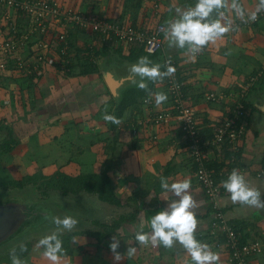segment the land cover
<instances>
[{
	"label": "crops",
	"instance_id": "obj_1",
	"mask_svg": "<svg viewBox=\"0 0 264 264\" xmlns=\"http://www.w3.org/2000/svg\"><path fill=\"white\" fill-rule=\"evenodd\" d=\"M59 1L67 8L104 15L110 20L132 19L133 2L139 1L137 24L152 29L164 20L167 29L157 59L130 62L122 58L128 54L127 48L115 47L99 37L100 42H81L79 35L73 34L76 37L71 36V41L78 46H99L98 50L104 45L111 47L105 51L106 56L93 59L100 67L99 73L68 77L57 68H50L33 84L27 77L5 74L6 79L0 82V120L15 118L24 136L28 124L15 117L17 112H26L39 98L49 96L55 113L47 119L41 117L40 104L34 106L41 119L39 128L49 127V131L37 128L31 137L42 135L47 138L45 142H52L49 153L40 155V159L50 155L57 163L71 158L75 152L72 146L77 145V161L58 162L56 173L79 175L108 169L124 206L101 202L114 213L102 212L105 221L100 222L129 218L116 236L102 243L88 236L76 237L79 248L73 256L50 246L35 250L26 258L14 257L9 264H44V260H49L45 264H231L223 236L212 232V207L196 180L179 121L174 119L162 126L144 124L156 112L172 106L162 78L149 95L152 105L139 102L112 128L114 96L102 70L108 64L130 66L131 72L122 71L123 76L138 83L161 72L164 55L171 57L178 64L187 104L196 110L204 132L214 135L232 105L210 102V92L239 88L251 73L259 71L264 76V19L258 25L249 24L264 9V0H196L194 4L191 0ZM11 13L15 18L16 12ZM209 17L214 19L211 27L207 24ZM258 93L250 97V103L264 96V87ZM90 135L92 140L84 144ZM220 155L212 152L211 160ZM238 158L247 171L243 179L222 181L219 205L231 225L241 226V238L249 243L264 238V179L256 176L264 165V112L255 106L248 113ZM252 264H264V254L255 257Z\"/></svg>",
	"mask_w": 264,
	"mask_h": 264
},
{
	"label": "built area",
	"instance_id": "obj_2",
	"mask_svg": "<svg viewBox=\"0 0 264 264\" xmlns=\"http://www.w3.org/2000/svg\"><path fill=\"white\" fill-rule=\"evenodd\" d=\"M0 12L3 17L0 24V81L5 74H20L38 82L56 65H62L63 70L64 65L69 63L64 56L71 50L73 34H94L107 43L125 49L133 45L144 46L148 54L154 55L161 50V34L166 31L159 24L149 30L136 29L127 19L110 20L104 15L78 12L65 7L59 0H0ZM11 12H16L15 18ZM260 17H264V11L252 22ZM262 75L259 72L249 78L247 85L228 92H210V102H228L232 108L225 121L215 128L213 137L204 140L197 112L186 102L178 64L164 55L161 76L171 96L172 106L156 112L144 122L162 126L174 119L179 121L181 132L188 142L190 157L197 166L196 180L212 207V232L223 236L231 264H252L255 257L264 254V238L241 243V235L226 220L219 205L222 190L218 182L219 177L243 179L247 171L244 165L238 168L234 166L241 163L238 154L240 142L246 133V125L242 121L247 118V95ZM143 103L149 107L152 105L150 97H146ZM224 149L231 152V157L221 172L216 174L207 167V163L211 160L212 152L222 154ZM256 176L264 179V167L257 170Z\"/></svg>",
	"mask_w": 264,
	"mask_h": 264
},
{
	"label": "trees",
	"instance_id": "obj_3",
	"mask_svg": "<svg viewBox=\"0 0 264 264\" xmlns=\"http://www.w3.org/2000/svg\"><path fill=\"white\" fill-rule=\"evenodd\" d=\"M131 0L130 3H132ZM196 0H191V4H194ZM158 3V2H157ZM131 5V4H130ZM141 7V3L137 1V4L133 2V15L132 19L126 18L127 21L132 23V26L136 29L140 28L137 24V14ZM264 9L258 12L249 24L258 25L264 19V17H260L258 21L252 22L256 16H260ZM2 14L0 12V24L2 20ZM166 21L162 20L159 25H165L166 28ZM214 23V19L209 17L207 20L208 27ZM163 25V26H164ZM2 28H6V26H2ZM142 28V27H141ZM147 29V28H146ZM149 30V29H147ZM166 32V31H165ZM165 32L161 34V37L164 36ZM72 37H76V35H72ZM77 39V38H76ZM71 50L64 56L69 63L64 65V69L62 70V65H56V68L59 72L64 71L63 76H72L74 74L78 75H91L100 72V67L98 64L93 62L94 57H102L106 56L109 46L104 45L100 50H98L99 46L96 48L83 47L74 44L73 40L71 42ZM77 45V46H76ZM115 46V45H113ZM116 47V46H115ZM114 48V47H112ZM31 49V47H30ZM117 48L116 50H118ZM104 50V51H103ZM161 51L157 52L154 55H150L145 51L144 46H137L133 45L128 48V54L123 59H126L130 62H135L139 60L146 61L149 58L157 59L158 56H161ZM163 60V57H162ZM161 72H156L150 78H144L138 83H134L122 90L121 94L117 98L113 99V111L110 115V126L112 128L119 125L122 120L124 113L131 107L135 106L139 102L143 101L146 97H149L154 90L156 83L159 79L162 78ZM78 72V73H77ZM259 71L254 73L253 75H258ZM5 76V75H4ZM29 78L31 81L30 83H36L34 78ZM250 78V77H249ZM248 78V79H249ZM6 78H2L0 82H3ZM19 82V80H16ZM264 87V76L262 75L258 81L251 87L249 94L247 95V99L253 95L257 96L256 94L258 90H263ZM184 92V90H183ZM185 94V92H184ZM253 109L254 106L249 101L246 103V111H247V118L242 122L246 125V120L248 119V113L250 109ZM6 120L0 122V133L3 134L2 138L0 139V164L7 158L16 148L19 146L20 142L15 137L13 128L9 125H6ZM6 131V133H3ZM204 132L202 129V136L204 140H208L213 137L211 133ZM231 157V152L227 149H224V152L218 156L214 160H210L207 163V167L211 169L214 173L219 174L221 170L226 165L227 160ZM195 174L197 171V166L192 162ZM242 165V163L236 164L234 167L238 168ZM264 167V165H263ZM2 171L0 170V193H4L14 189H23L24 187L31 186L34 188L40 196L45 199L48 198L52 193L60 194L64 197L69 196H77L80 194H86L88 196L96 197L100 202L106 203L116 207H123V201L119 196H117L113 186L112 180L109 175V170H105L102 173H91V174H79V175H69L62 172H58L51 176L42 175L40 173H33L24 176L21 180H5ZM196 177V175H195ZM219 177V176H218ZM227 177H219L218 182L222 184V181H225ZM230 179V177L228 178ZM204 191V190H203ZM205 194V193H204ZM89 219V218H88ZM129 218L123 217L117 220H113L111 223H101L100 220L95 219L91 220L92 226L97 227V230L94 229H82V230H74L73 228L62 229L60 231H51L49 233L43 234L41 236H37L31 240L25 241L22 244H18L11 249H8L4 253H0V264H9L14 257L19 258H26L35 250H43L50 246H57L60 247L68 256H73L75 250L78 249V244L75 241V238L78 236H88L96 239L98 243H102L105 240L112 239L114 236L118 234L121 225L124 223L125 220ZM87 220V219H86ZM84 219V221H86ZM90 220V219H89ZM234 228L237 232L241 235L243 233V229L241 226L237 224H233ZM241 243H247L246 239L243 237L241 238Z\"/></svg>",
	"mask_w": 264,
	"mask_h": 264
},
{
	"label": "rangeland",
	"instance_id": "obj_4",
	"mask_svg": "<svg viewBox=\"0 0 264 264\" xmlns=\"http://www.w3.org/2000/svg\"><path fill=\"white\" fill-rule=\"evenodd\" d=\"M123 2H124V0H123ZM79 40L81 42H83L85 40L84 42H92L93 43L96 40L98 41V37H96V35H94V34L84 33V34H79ZM100 41H98V42H100ZM114 45L116 47L118 46L117 44H114ZM108 66H113V65L108 64ZM14 76L22 77V75H20V74H15ZM253 76H255V75H253L251 73L250 78H252ZM249 80L250 79H247L246 83H244V84L241 83V84L247 85L249 83ZM243 85H240L239 87H241V86L243 87ZM261 99H264V96H261ZM38 100H39L38 102H34V101L29 102V103L34 102V105L33 106L30 105L31 107L28 106V108L26 109V112H24L22 109H20L17 112V116H15V117H20L21 119H23L26 122V124H28L26 127H24V131L26 133L24 136H23V132H22V126L18 125L19 122L17 123V120H15V118L12 119L13 118L12 117L10 119V121H8L6 123V125H9L13 128L15 137L19 140L20 144L16 148V150L13 151V153H11L7 158H4V160L0 164V170L3 172L2 175H3L5 180H9V181L16 180V181H18V180H21L24 176H27L28 174H33V173H37V172L42 174V175L51 176L57 172L56 168L58 166V162L60 164V162L65 163L68 160L72 161V162L77 161L76 160V157L78 156V152H76L77 151L76 150L77 145L72 146L73 149H71V150L72 151L75 150V152L73 155H71V158H67V157L65 158L64 157L65 159H61L60 161L58 160L57 163H56V161L54 162L53 158L50 155L48 158L45 157L43 159H40V155H43V154L46 155V153H49L48 150L51 149V147H52L51 143L52 142H50V141L45 142L44 139L46 140L47 138L46 137L44 138L42 135L41 136L39 135L36 137H31V135L35 134V131L37 130V128H39L38 124H40V120H41V119L37 118L38 115L35 114V113H37V109H35V108H37V105L40 104V112L42 113L41 114L42 119L48 117L49 115L54 114L55 108H54V106H52L51 101H49V96L45 97V99L39 98ZM41 102H43V103H41ZM34 106H35V108H34ZM2 121H5V120H2ZM0 122H1V120H0ZM38 130L46 131V133H47V131H49V127H45L43 129L39 128ZM50 131H53V130L51 129ZM3 133H6V131H4ZM2 136H4V135L0 133V139L2 138ZM30 139L33 141L28 142ZM91 140H92V136L90 135L88 141H85L84 144L90 143ZM64 148H65V146H64ZM70 152L71 151H69V153ZM62 165H63V163H62ZM80 171H82V170H80ZM81 173H83V172H81ZM30 191H33L38 198L43 199L40 196V194L31 186L24 187L23 189L10 190V191L4 192V194L11 193V192H16V193L25 192V193H27ZM51 197L63 199L67 202L68 201L72 202L77 206L75 213H73L71 218L68 219V225H70V228H73L75 231L76 230H82L85 228L97 230V227H94V225L92 226L91 220L98 219V220H101V222L102 221L104 222L105 216L104 217L101 216L102 212L103 213L107 212L108 214L114 213V211L111 207H109L107 205H103L94 196H88L86 194H80L77 196L64 197L58 193L57 194L52 193L48 198L50 199ZM48 198H45V199H48ZM84 219L85 220L87 219V220L84 221ZM64 229H67V228H64ZM54 230L60 231L62 229H54ZM49 232H51V231H49ZM49 232H46V233H49ZM46 233H40V234L35 235L29 239L27 238L26 240L20 242L19 244H22L25 241L31 240L37 236H41V235L46 234ZM47 262L49 263V260H44V264Z\"/></svg>",
	"mask_w": 264,
	"mask_h": 264
},
{
	"label": "water",
	"instance_id": "obj_5",
	"mask_svg": "<svg viewBox=\"0 0 264 264\" xmlns=\"http://www.w3.org/2000/svg\"><path fill=\"white\" fill-rule=\"evenodd\" d=\"M123 69V70H122ZM130 66H106L103 76L111 94L117 98L123 89L134 83L123 72ZM253 106L264 112V100L257 99ZM76 205L63 199H41L33 191L0 194V253L40 233L69 228L68 219L75 213Z\"/></svg>",
	"mask_w": 264,
	"mask_h": 264
},
{
	"label": "clouds",
	"instance_id": "obj_6",
	"mask_svg": "<svg viewBox=\"0 0 264 264\" xmlns=\"http://www.w3.org/2000/svg\"><path fill=\"white\" fill-rule=\"evenodd\" d=\"M251 90V89H250ZM250 99V98H249Z\"/></svg>",
	"mask_w": 264,
	"mask_h": 264
}]
</instances>
